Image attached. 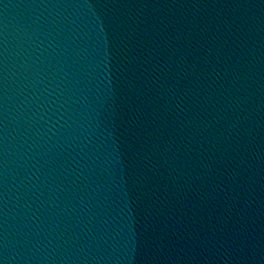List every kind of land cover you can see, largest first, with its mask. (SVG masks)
Listing matches in <instances>:
<instances>
[{
	"label": "water",
	"instance_id": "obj_1",
	"mask_svg": "<svg viewBox=\"0 0 264 264\" xmlns=\"http://www.w3.org/2000/svg\"><path fill=\"white\" fill-rule=\"evenodd\" d=\"M0 264H264V0H0Z\"/></svg>",
	"mask_w": 264,
	"mask_h": 264
}]
</instances>
